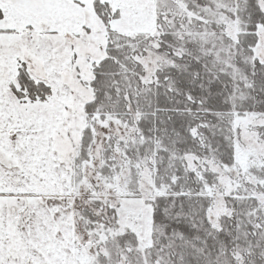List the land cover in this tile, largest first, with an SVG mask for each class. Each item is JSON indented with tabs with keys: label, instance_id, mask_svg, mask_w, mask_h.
Masks as SVG:
<instances>
[{
	"label": "snow or ice",
	"instance_id": "obj_1",
	"mask_svg": "<svg viewBox=\"0 0 264 264\" xmlns=\"http://www.w3.org/2000/svg\"><path fill=\"white\" fill-rule=\"evenodd\" d=\"M0 264H264V0H0Z\"/></svg>",
	"mask_w": 264,
	"mask_h": 264
}]
</instances>
